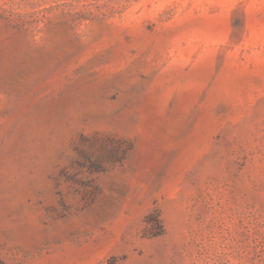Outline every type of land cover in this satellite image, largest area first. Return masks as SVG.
Segmentation results:
<instances>
[{"label": "rangeland", "instance_id": "rangeland-1", "mask_svg": "<svg viewBox=\"0 0 264 264\" xmlns=\"http://www.w3.org/2000/svg\"><path fill=\"white\" fill-rule=\"evenodd\" d=\"M0 264H264V0H0Z\"/></svg>", "mask_w": 264, "mask_h": 264}]
</instances>
